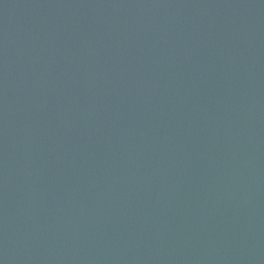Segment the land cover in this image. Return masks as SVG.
<instances>
[{
    "label": "water",
    "instance_id": "obj_1",
    "mask_svg": "<svg viewBox=\"0 0 264 264\" xmlns=\"http://www.w3.org/2000/svg\"><path fill=\"white\" fill-rule=\"evenodd\" d=\"M0 264H264V0H0Z\"/></svg>",
    "mask_w": 264,
    "mask_h": 264
}]
</instances>
